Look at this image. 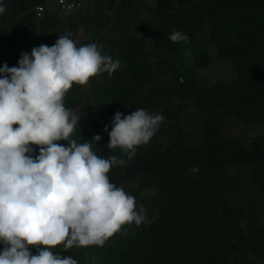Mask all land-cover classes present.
Segmentation results:
<instances>
[{
    "label": "rangeland",
    "instance_id": "374dc122",
    "mask_svg": "<svg viewBox=\"0 0 264 264\" xmlns=\"http://www.w3.org/2000/svg\"><path fill=\"white\" fill-rule=\"evenodd\" d=\"M210 1L84 0L70 11L49 10L40 20L34 47L53 46L59 36L68 34L77 46L95 43L102 46L103 55L119 60V68L111 76L102 73L91 78L85 86H75L78 94H73L71 109L75 113L82 105L92 109L99 98L98 89L110 94L107 90L117 82L131 90L135 88L136 97L148 104L142 106L143 109L165 117L152 141L156 142L161 153L185 151L188 154L187 160L191 161L188 178L198 175V165L193 163L198 153L204 158L210 150L213 153L220 151L215 140L211 141V148L208 146L201 127L204 119L218 120L219 133L230 137L251 156L249 160L210 173L211 192L208 196L214 198L210 211L219 215L223 204L232 206L239 219L240 240L244 245L239 250L241 264H264V8H260L259 13L241 8L229 14L230 21L225 17L222 23L230 22V29L241 46L235 50V57L219 56L225 60L218 58L201 63L195 54L199 44L203 43L197 41L209 39L212 30L210 22L214 19L207 9ZM164 20H167V29L159 34L158 27ZM244 22L248 26L245 27ZM173 30L186 34L189 42L170 41ZM160 39L166 45L161 44ZM31 51H28L29 55ZM20 59L19 55L17 65ZM140 61L146 63L144 74L147 76L142 81L143 73L134 68ZM230 83H234V93L224 87ZM246 86H251L250 91L255 94L252 101L241 99ZM230 94L237 105L226 111L224 102ZM111 127L112 121L104 122L92 133L91 142L95 135L101 136L99 142H92V150L98 156L107 152L108 158L118 151L107 147ZM168 137H175L173 146L167 142ZM142 177L133 176L123 185L126 189L138 191L146 208L145 223L139 227L124 226L103 247L72 248L71 257L79 264H88L91 251L104 249L115 239L137 234L143 225L158 217L160 178L142 186ZM226 187L230 191L225 192ZM211 235L217 247L223 238ZM3 247L0 244V251Z\"/></svg>",
    "mask_w": 264,
    "mask_h": 264
},
{
    "label": "clouds",
    "instance_id": "9594fccd",
    "mask_svg": "<svg viewBox=\"0 0 264 264\" xmlns=\"http://www.w3.org/2000/svg\"><path fill=\"white\" fill-rule=\"evenodd\" d=\"M5 11L0 0V15ZM169 39L187 44L190 38L173 30ZM101 47L77 46L65 34L53 46L22 52L18 66L0 67V264H79L53 250L103 247L124 226L147 219L146 208L108 174L147 145L165 117L143 108L117 112L107 147L120 157L92 150L100 135L92 142L72 139L81 117L65 106L67 93L119 68ZM32 145L39 147L36 156Z\"/></svg>",
    "mask_w": 264,
    "mask_h": 264
},
{
    "label": "trees",
    "instance_id": "16d2710c",
    "mask_svg": "<svg viewBox=\"0 0 264 264\" xmlns=\"http://www.w3.org/2000/svg\"><path fill=\"white\" fill-rule=\"evenodd\" d=\"M241 8H250L259 13L264 8V0H211L208 4L209 16L214 19L210 22L212 30L209 39L218 46L221 57H235V50L241 46L240 40L236 39L230 29L229 22L231 20L229 14ZM225 17L229 18L227 24L222 23ZM164 21L158 27L159 34L167 29V20ZM244 25L246 27L248 23L244 22ZM159 41L166 45L161 39ZM145 65V61L134 65L135 69L143 73L141 81L147 76V73L144 74ZM132 78L135 80V77ZM233 84L224 87L230 88L234 93ZM75 86L77 85L69 90L64 100L65 106L70 109L73 107V94H78ZM250 87L244 88L241 99L252 101L255 98ZM107 91L111 93L107 94L98 89L99 98L96 99V105L92 109L82 105L77 110L81 118L72 139L78 143L91 142L92 133L102 123L111 122L117 112L128 115L142 106H148L146 102L136 97L135 88L131 90L117 82ZM231 95L224 102L226 111L237 105V101L233 100ZM220 99L224 100V98ZM219 123L218 120L213 119H204L201 122L206 143L211 148V141H217L220 151L213 153L210 150L204 158L202 153L197 154V159L193 162L199 168L196 178L187 177L191 161L187 160L188 154L185 151L161 153L157 149L156 142L152 141L153 137L147 144L149 147H139L135 156L124 166L111 169L108 174L110 181L133 195L138 207L142 205L138 191L126 189L124 182L130 181L131 177L136 175L143 176L142 186H145L152 179L160 178L159 214L155 220L143 225L137 234L115 239L104 249L97 248L91 251L88 264H241L239 250L244 245L240 240L236 211L232 206L223 204L221 214L214 215L210 211L214 198L208 195L211 192V172L217 173L220 168L227 169L249 160L251 154L248 150L239 147L230 137L222 136L218 131ZM167 142L173 146L175 137H168ZM58 143L67 146L66 141ZM31 147L33 149L31 154L38 155L39 147L36 145ZM170 149L171 147H168V150ZM116 156H121L119 149ZM100 157L107 158V152H102ZM224 191H230L229 187ZM223 200L222 196L221 201ZM211 233L223 238L217 247ZM29 251L33 255L37 254L36 248L30 247ZM53 251L71 256V249L64 251L62 245L57 246Z\"/></svg>",
    "mask_w": 264,
    "mask_h": 264
},
{
    "label": "crops",
    "instance_id": "0c3cea01",
    "mask_svg": "<svg viewBox=\"0 0 264 264\" xmlns=\"http://www.w3.org/2000/svg\"><path fill=\"white\" fill-rule=\"evenodd\" d=\"M42 0H3L6 6L4 14L0 15V67L18 66L16 59L21 53L32 50L37 41V31L40 20L36 18L34 7ZM56 9L50 6L46 13ZM195 58L198 62L216 60L219 57L218 47L209 39H200ZM137 58V55H135ZM137 61L140 58L136 59Z\"/></svg>",
    "mask_w": 264,
    "mask_h": 264
},
{
    "label": "built area",
    "instance_id": "2783aa9c",
    "mask_svg": "<svg viewBox=\"0 0 264 264\" xmlns=\"http://www.w3.org/2000/svg\"><path fill=\"white\" fill-rule=\"evenodd\" d=\"M83 1L84 0H42L35 5L34 12L36 18L41 20L45 16V12L50 6H53L58 10L70 11L81 5Z\"/></svg>",
    "mask_w": 264,
    "mask_h": 264
}]
</instances>
